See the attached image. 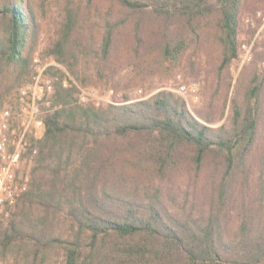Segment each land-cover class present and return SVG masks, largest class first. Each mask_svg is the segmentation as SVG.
Returning <instances> with one entry per match:
<instances>
[{"label":"trees","instance_id":"16d2710c","mask_svg":"<svg viewBox=\"0 0 264 264\" xmlns=\"http://www.w3.org/2000/svg\"><path fill=\"white\" fill-rule=\"evenodd\" d=\"M56 3L62 19L49 53L72 78L65 83L55 66L45 71L57 80L44 133L29 144V189L0 224L1 252L15 251L19 264L52 263L57 249L64 264H264V74L257 66L239 76L230 97L241 0ZM38 14L37 0H0V73L10 74V86L32 71ZM205 47L219 57L206 109L194 114L172 90L130 93L173 73L186 54L191 67ZM83 88L122 97L82 100ZM228 105L227 119L214 125ZM181 178L188 181L182 191Z\"/></svg>","mask_w":264,"mask_h":264},{"label":"rangeland","instance_id":"374dc122","mask_svg":"<svg viewBox=\"0 0 264 264\" xmlns=\"http://www.w3.org/2000/svg\"><path fill=\"white\" fill-rule=\"evenodd\" d=\"M45 1L46 6H41ZM57 0H37L39 3V14L38 21L40 22V39L39 45L35 52L34 59H38V62L48 69L49 66H55L56 69L53 71L59 72V75L63 77L64 82L68 83L69 75L67 69L58 63L53 56L49 53V47L52 41L56 38V32L59 22L62 19L61 11L56 3ZM102 3L106 0H100ZM43 5V4H42ZM264 9V0H241V6L238 13V25H237V47L238 56L233 59L229 71L233 76V86L230 90V97L232 91L237 87L238 78L244 72L247 77L252 73L254 66H257L259 70L264 74V29L259 33L255 41L253 42L255 35L257 34V29L248 25L246 22L247 17H253L257 10ZM94 10H92L93 12ZM258 23L259 21L256 20ZM88 33V32H86ZM253 42V43H252ZM252 43L251 48V58L245 59L246 48ZM191 50V54L194 53ZM215 58L212 59L209 56L208 48H201L198 53L193 56L194 63L189 66L188 54L184 55V58L179 61L176 69L171 74L166 75H154L149 77L145 84L139 88L131 89L130 93L133 97H146L152 93H155L161 89L172 90L177 94L181 95L188 104L190 110L195 114L197 110H204L207 108V99L209 94L214 92L218 87V78L216 71L214 69V63H218L219 57L218 52L214 53ZM36 63L35 60L32 63V71L26 77L23 83L11 84L10 74L0 73V94L2 95L3 105L0 110L7 106H14L15 111H18L23 104L31 103L34 95L36 96V103L40 107L41 112L44 111V106L47 105V99L54 90V81L57 80L55 75L44 73L42 76V85H46L47 81H50L52 85L51 90L43 89L41 92L29 91L28 85L32 81L33 76L36 73ZM226 79L228 72L224 73ZM225 79V81H226ZM185 85L186 90H180V86ZM27 89V93L24 99H20V91ZM223 95L222 99L219 101V108L224 104L225 93L223 89L221 90ZM82 100H92L96 103L115 101L122 97V93H116L112 89H82L80 93ZM30 100V102H29ZM230 100L228 99V104ZM229 105L226 107L225 116L220 118V113L218 112V121L214 125H219L224 122L229 115ZM44 113V112H43ZM39 135L42 137L44 133V126L39 129ZM34 165L33 157H28L23 161V169L32 175V169ZM181 183V191L187 188L188 181L185 178H181L179 181ZM19 205L17 204L11 210L10 215L7 217L5 215H0V224L4 226L7 225L10 218L18 210ZM20 258L15 251H7L5 254L1 252L0 249V264H19ZM65 253L63 250L57 249L53 255L52 263L48 264H64Z\"/></svg>","mask_w":264,"mask_h":264},{"label":"built area","instance_id":"2783aa9c","mask_svg":"<svg viewBox=\"0 0 264 264\" xmlns=\"http://www.w3.org/2000/svg\"><path fill=\"white\" fill-rule=\"evenodd\" d=\"M245 20L248 25L257 29L254 42L264 29V9L257 10L253 17L249 16ZM252 43L248 47L245 46V59L251 58ZM34 60L37 62L36 73L28 85L29 91L36 94L43 89L51 90L50 81H47L46 85L41 83L46 67L42 66L38 59ZM180 90H186V86L181 85ZM26 93L27 89L20 91V99H24ZM36 96H33L31 103L23 104L18 111L11 105L5 107L0 114V215L7 217L30 186L31 175L24 171L23 161L33 157L28 154L31 137L40 138L39 129L44 126L42 121L44 111L41 112L37 105Z\"/></svg>","mask_w":264,"mask_h":264}]
</instances>
